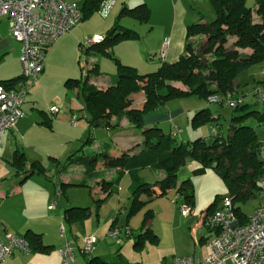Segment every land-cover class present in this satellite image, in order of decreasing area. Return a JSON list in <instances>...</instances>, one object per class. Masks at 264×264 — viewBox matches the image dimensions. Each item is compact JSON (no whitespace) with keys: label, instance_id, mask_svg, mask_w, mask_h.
<instances>
[{"label":"trees","instance_id":"obj_1","mask_svg":"<svg viewBox=\"0 0 264 264\" xmlns=\"http://www.w3.org/2000/svg\"><path fill=\"white\" fill-rule=\"evenodd\" d=\"M101 1H85L87 10L82 7L83 20L98 9ZM253 1L254 7L248 5V0H210L215 11V19L206 22L201 18L200 21L189 24L186 27L183 53L174 63L162 62L156 72L139 74L134 67L114 59L117 73L105 86L93 83L100 75L96 62L92 63L85 78L66 79L64 86L69 91L77 90V95L81 94L88 115L86 121L89 136L84 142L85 145L93 141L92 130L99 127L116 130L125 119L139 131L142 148L138 153L130 154L129 151L116 150L110 143H104L98 150L92 152L85 151L81 146L67 157L61 169L83 166V178L78 182L60 183L58 191L68 185L87 188L95 203L99 205L103 199L92 193L94 187H99L107 199L117 191L124 174H128L131 197V208L126 217L128 222L130 216L144 204L163 196L175 186L178 179L177 170L185 158L189 157L200 164L197 173H203L205 169L211 168L221 177L234 205L236 202H246L254 198L255 192H262L264 189L259 180L264 176L262 152L264 142L258 139L254 128L244 122L249 117H254L258 125L264 127V112L252 110L240 116L231 115L226 136L222 134L221 125L217 124L214 127L216 137L212 135L211 143H207L202 137L177 143L171 132L165 134L157 124L149 126L144 124L146 114L163 107L168 100L174 98L196 96L208 104H218L222 107L228 106L225 102L226 95L234 93L242 98V102L237 107H229L234 112L248 107L246 95L238 92V75L252 65L264 63V0ZM120 15H127L145 23L149 19V9L141 3L132 8H124ZM133 38H137L136 32L117 23L113 33L104 36L102 42L94 47L105 53L104 50L116 42ZM106 55L110 56L109 53ZM89 74L94 76L92 80ZM18 79L19 76L0 81V85L12 86ZM258 87H264V83ZM138 94L143 95V104L141 108H133L134 96ZM252 95L254 97V94ZM212 96L219 97V100L216 103H209L208 98ZM210 120H213L212 114L209 108L205 107L194 114L192 124L196 126ZM214 120L218 121V118ZM36 164H31V170L24 178L35 172H42L41 167ZM11 166L17 170L24 168L25 159L22 153L17 151L14 153ZM142 169L162 171L164 177L155 183H147L139 176ZM107 170H116V176L105 179L103 176ZM91 181L94 183L91 184ZM177 192L187 206L193 205L194 194L190 179L182 180ZM219 199L217 195L215 201ZM214 205L215 203L208 207V213L213 212L210 210ZM234 211L242 223L248 221V217L239 207L235 206ZM87 212L88 208L79 207L64 211L69 222L81 219ZM151 215L150 210L145 213V226L141 228L134 241L136 248L145 242H157V235L146 226ZM131 232L133 235L132 229ZM24 238L31 249L40 251L46 249L39 234L28 230ZM87 264L127 262L122 259L112 261L100 256H89Z\"/></svg>","mask_w":264,"mask_h":264},{"label":"crops","instance_id":"obj_2","mask_svg":"<svg viewBox=\"0 0 264 264\" xmlns=\"http://www.w3.org/2000/svg\"><path fill=\"white\" fill-rule=\"evenodd\" d=\"M64 1L75 2L81 8L83 7V9L87 10V6H85L86 0ZM209 1L117 0L108 17L103 18L104 20L111 18L114 20L113 22L109 21L103 27H91L89 32L81 31L82 27H75L70 32L59 36L55 43L46 51L43 72L29 90L22 105V118L14 129L6 131L0 138V227L2 231L16 237H24L28 230L39 234L41 243L46 249L40 251L30 248V253L28 254L16 251L8 260L0 264H56L58 258L61 261L58 251L64 241H70L76 255L75 261L71 264H87L86 254L82 252L83 240L87 237L95 238L92 256L110 258L109 255H112L114 252L118 256L117 259H122L127 264H172L173 257L196 256L205 258L208 255L207 243L213 233L202 224V216L208 213L207 209L213 203L215 205L210 211L216 210L221 198L216 201L214 200L201 213L193 226H191L190 232L192 233V237H157L156 243L145 242L141 247L136 248L134 246L136 237L125 235L126 237L124 238L133 240L132 249L136 256H138L133 262H128L120 254L121 241L118 243V241H115L116 239L108 235L111 228L119 224L120 219L126 215L125 205L129 204L131 199L129 191L125 190V179L122 180L121 184L119 183L120 186L118 185L117 191L107 199H105V193L95 186L92 193L97 194L103 201L97 205L92 198L96 205L90 207L62 202L64 187L61 191H58L59 189H56V184L53 180L51 181L55 174L54 170L50 176L49 172L41 167V173L35 172L27 178L24 177L31 170L32 163H39L40 160L43 161V157L44 159L47 157L55 159V157H52V155H55L52 152L55 146L52 143L53 139H51L55 127L64 123L69 118L70 121H72L73 117H76V120H78V116L73 108V95L76 94L77 96V90L68 91L65 96H62L57 102H52L54 104H49L48 106L42 104V101L36 96L38 88L42 87L48 79V67L52 64V60L57 59L61 53L67 52L68 64L74 68L77 46L83 37L87 35L90 37L94 35L104 37V33L109 31L110 27L114 31L118 23L119 26L136 32L137 38L122 40L106 48L104 54L109 53L110 56L106 55L107 57L105 56V58L110 59L114 64V59H117L122 64L134 67L141 74L140 67L137 64L138 59H144L152 53H157L162 41L169 39L165 62L174 63L184 51L186 27L191 23L200 21L201 15L204 13V9L201 5L198 6L197 3L203 2L208 6L210 4ZM248 1L252 4L251 7H254V1ZM141 3H144L149 9V19L147 22H139L130 16L120 15L124 8H132ZM93 13H97V10ZM93 13L86 16L84 20L89 19ZM20 48L21 44L10 35V24L7 18L0 17V81L15 79L20 75V72L17 71ZM92 61L98 64L100 74L93 83L97 86H105L111 77H106L100 73L103 67L100 58L95 56L92 58ZM136 101H139L137 106L135 105ZM143 101V95H135L133 108H141ZM57 104L60 107L59 112L51 115L49 108ZM170 121L173 123V118ZM144 124L149 126L155 124V122L148 116L144 118ZM72 126L75 127V123ZM260 127L264 132V127ZM77 128L78 126L74 129ZM86 128L88 131V124ZM110 137V144L116 150L129 151L130 154H136L142 148V137L139 131L129 125L125 119L121 121L118 129L112 131ZM93 141L90 143H93ZM16 151L22 153L25 159V166L20 170L11 166L13 155ZM74 171L76 173L77 171L79 172L77 178H68L64 180L65 182L60 181V183L67 184L71 181H80L83 178V166H73L66 170L60 169L58 173L66 172L73 174L75 173ZM114 171L116 173V170ZM108 172L109 170L105 171L103 176L105 179H112L116 176L115 174L114 177L107 178L105 175ZM154 172H157L155 173L157 174V180L164 177L162 171ZM125 176H128V174H124L122 178H125ZM90 183L93 184L94 182L91 181ZM56 198L57 203L55 202ZM257 199L258 201L252 213L262 202L261 192ZM51 203H54L53 209H50ZM73 207L88 208V212L81 219L69 222L66 219L64 211ZM113 224L114 226L112 227ZM60 226L64 229L62 236L59 233ZM118 246L119 248H117Z\"/></svg>","mask_w":264,"mask_h":264},{"label":"rangeland","instance_id":"obj_3","mask_svg":"<svg viewBox=\"0 0 264 264\" xmlns=\"http://www.w3.org/2000/svg\"><path fill=\"white\" fill-rule=\"evenodd\" d=\"M197 5H201L204 9V13L201 15L204 21L212 22L215 19V11L211 2L208 6L203 2H199ZM248 5H252L250 1H248ZM109 21L113 22L114 20L111 18L104 20L98 13H93L89 19L81 22L79 24L80 26L78 25L76 28L82 27L81 31L89 32L91 27H103L105 23ZM111 31L112 27H110L109 31H106L104 35L106 36ZM88 37L90 36L87 35L86 37H83L80 42ZM154 55H156V53H152L144 59H138L137 64L140 67L141 74L156 72L160 68L162 62L156 58H151V56ZM67 56V52L61 53L57 59L52 60V64L48 67V79L44 82L42 87H39L38 91H36V96H38V98L42 101V104H45L46 106L54 104L52 102H57L58 99L68 93L69 90H67L64 86V81L66 79H80L86 77V74L88 73L87 71L91 68L93 63L92 58L95 56L100 58L103 63V67L100 71L102 75L106 77H113L117 73L116 64H114V62L110 59L105 58L106 55L102 51H99L96 47H90L85 53H79L77 50L74 68L69 66ZM17 65V71L20 72L19 64ZM90 77V80L94 78V76L91 75ZM238 80L240 82L238 89L239 93L246 95L245 99L248 107L245 110H238L234 112L229 106L221 107L218 104H208L206 101L196 96H190L170 99L163 107L146 114L144 118L150 116V119L153 120L165 134H169L174 126L178 127L181 132L174 137L175 142L177 143L189 142L199 137L205 138L207 143H211L213 138L210 128L220 124L222 127V134L225 137L231 115L234 114L236 116H240L252 110H256L261 113L264 112V106L256 103V100H254L252 95L254 89L264 83V63L255 64L242 70L238 75ZM73 99V108L78 116V120L75 121V127L78 126V128L74 129L75 127L72 126L70 118L64 121V123L57 125L55 127L54 134L51 136V139H53L52 143L55 146L54 151H52L55 155H52V157H55V159L48 157L44 159L43 157V161L40 160L39 163L36 164L39 165L38 167L45 168L49 172L50 176L54 170L55 174L51 181L53 180L55 184H59L60 181L65 182L64 180L68 178L74 179L78 177V171L77 173L74 171L75 173L73 174L66 172L58 173L70 153H75L81 146L84 147L85 151L92 152L96 151L97 148L104 142L111 143L110 136L113 130H107L105 127H99L91 132L94 139L93 143L87 145L84 144L85 140L89 136L86 128V119L88 115L85 110L81 94L77 96L74 94ZM138 104L139 101H136L135 105L137 106ZM54 106L59 107L58 104ZM205 107L209 108L213 120L194 126L192 124V117L198 110ZM171 118H173V123L170 121ZM214 118H218V121L214 120ZM244 124L254 128L258 139L261 142H264V132L258 125L256 118L249 117L246 119ZM198 168H200V164L196 160L189 157L185 158L184 163H182L177 170L178 179L175 186L163 196L154 198L151 202H147L139 210L135 211L128 219L127 224L126 217L131 208V199L129 204H127L128 206L125 205L127 211L126 215L123 216V218L120 219L119 224L115 226L121 229L123 228L119 236L121 241L120 254H122L123 258L127 259L128 262H133V260L138 256H136L132 249L133 240L124 238L126 237L124 234V227L129 226L133 229L132 237H136L137 234L140 233V229L145 226L144 218L147 211L150 210L152 215L146 226H148L151 231L157 235V237H192L190 228L199 218L201 213H203L216 199L217 195L221 199L223 197H227V188L221 177L211 168L205 169L203 173H197L196 171ZM155 173L157 172L151 171L150 169H142L139 171V176L147 183H155L157 181V174ZM115 174L114 170H109L105 176L107 178H111L114 177ZM186 178L190 179L194 194V203L190 206L191 208L188 215H184L182 213V207L186 204L177 192L180 182ZM123 179H125V190L129 191V177L125 176V178H121L120 184ZM63 191V203L70 202L79 206L90 207L96 205L94 204L87 188L68 185L64 186ZM258 197L259 193L255 192L254 198H251L246 202H236L235 206L239 207L241 212L245 216L249 217L252 215V211L258 201ZM55 202L57 203V198L55 199ZM115 241L117 242V240ZM119 246L117 248H119ZM109 257L110 258L108 259H111L112 261L118 260V256L114 254V252L112 255H109ZM86 258L88 259V255H86ZM56 264H61L59 258L56 260Z\"/></svg>","mask_w":264,"mask_h":264},{"label":"built area","instance_id":"obj_4","mask_svg":"<svg viewBox=\"0 0 264 264\" xmlns=\"http://www.w3.org/2000/svg\"><path fill=\"white\" fill-rule=\"evenodd\" d=\"M117 0H102L97 13L108 17ZM0 17L7 18L10 24L11 37L21 44L19 79L12 86L0 85V138L6 132L15 128L23 116L22 105L29 90L33 87L44 69L46 51L55 43L59 36L70 32L84 18L81 6L75 2L64 0H0ZM103 36L94 35L79 43L78 52H87L90 47L102 42ZM169 39L161 43L156 58L165 62ZM255 100L264 106V87H256L253 91ZM219 97L208 98L209 103H216ZM228 106L237 107L242 102L240 96L234 93L225 97ZM59 107L52 106L49 112L58 113ZM76 117L72 118L74 125ZM181 130L174 126L171 135L176 136ZM216 137V129L210 128ZM264 153V145L262 147ZM263 188L264 176L259 180ZM262 202L256 207L248 221L242 223L236 215L235 205L227 196L220 200L216 210L202 216V224L212 232L207 243L208 255L205 258L196 256L173 257L172 264H264V190L261 192ZM51 203L50 209H53ZM190 207L183 205L182 213L188 215ZM123 229V228H122ZM121 228L114 226L108 235L120 242ZM62 236L64 229L59 228ZM124 234H132L129 226L124 227ZM94 237L83 240L82 252L92 256L94 252ZM30 253V246L24 237H16L2 231L0 227V263L8 260L14 252ZM62 264L75 261L74 249L70 241H64L58 251Z\"/></svg>","mask_w":264,"mask_h":264},{"label":"water","instance_id":"obj_5","mask_svg":"<svg viewBox=\"0 0 264 264\" xmlns=\"http://www.w3.org/2000/svg\"><path fill=\"white\" fill-rule=\"evenodd\" d=\"M113 33V29L111 32L108 33V35H111ZM56 189L58 190L59 189V184H56Z\"/></svg>","mask_w":264,"mask_h":264}]
</instances>
